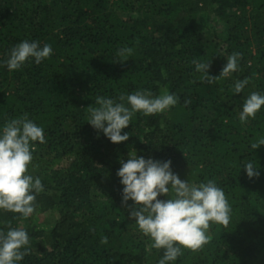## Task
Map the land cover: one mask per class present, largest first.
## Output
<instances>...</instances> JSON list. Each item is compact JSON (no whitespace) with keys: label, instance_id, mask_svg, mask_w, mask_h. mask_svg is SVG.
<instances>
[{"label":"trees","instance_id":"1","mask_svg":"<svg viewBox=\"0 0 264 264\" xmlns=\"http://www.w3.org/2000/svg\"><path fill=\"white\" fill-rule=\"evenodd\" d=\"M23 40L50 44L53 54L9 71L4 61ZM122 47L133 54L117 62ZM233 52L242 54L238 71L201 81L194 59H210L207 74L218 76ZM142 89L167 90L179 102L156 115L137 112L119 144L87 123L96 97L120 102ZM253 91L264 95V0H0V130L27 113L46 139L34 143L27 173L44 188L34 213L0 210V230L30 237L19 264H158L164 250L151 248L130 219L133 202L122 206L116 173L134 151L171 160L181 180H215L231 205L227 227L211 224L209 242L171 264H264V145H250L264 137V106L239 120ZM250 160L260 173L251 179Z\"/></svg>","mask_w":264,"mask_h":264},{"label":"clouds","instance_id":"2","mask_svg":"<svg viewBox=\"0 0 264 264\" xmlns=\"http://www.w3.org/2000/svg\"><path fill=\"white\" fill-rule=\"evenodd\" d=\"M53 54L50 44L40 45L39 41L23 40L14 45L7 60L9 71L19 70L29 60L39 65ZM133 54L131 47H122L117 52L126 61ZM242 54L233 52L227 57L226 64L218 76H209L210 59L207 62L194 59L195 70L201 73V81L213 83L220 78H228L239 70ZM249 79L237 80L232 91L240 94L248 85ZM117 102L107 97H96V107H87V123L103 134L114 144L125 142L129 133L121 134L127 128L137 112L144 116L164 113L179 102V97L165 90L154 96L150 90H137L127 96L121 95ZM185 100L184 105L190 104ZM264 106V95L251 92L243 101L239 120L246 124L255 119ZM46 143L44 129L38 126L25 113L18 118L6 120L0 130V210L21 214L23 218L31 216L36 207V197L44 188L39 177L27 174L33 160L34 143ZM255 150L264 145V137L251 143ZM121 167L116 175L120 178L122 206L131 200L129 216L136 222L138 229L153 243L151 248L163 249L158 264H171L183 255V249L199 251L209 242L207 232L211 224L227 227L231 219V205L224 190L215 180L206 183H190L181 180L171 170V160L158 161L138 157L134 151L127 161H120ZM244 170L249 179L259 176L255 161L244 162ZM171 198L157 199L158 196ZM106 236L101 243H107ZM30 237L23 228L10 225L5 232L0 230V264H19L30 253Z\"/></svg>","mask_w":264,"mask_h":264}]
</instances>
